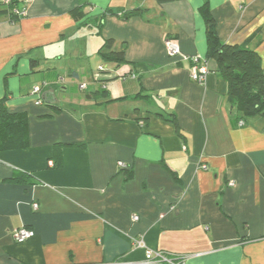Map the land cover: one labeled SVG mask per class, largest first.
Segmentation results:
<instances>
[{
  "label": "crops",
  "instance_id": "obj_1",
  "mask_svg": "<svg viewBox=\"0 0 264 264\" xmlns=\"http://www.w3.org/2000/svg\"><path fill=\"white\" fill-rule=\"evenodd\" d=\"M13 1L0 0V101L27 113L29 145L0 151V264H159L145 249L264 264V117L240 125L215 61L202 83L183 61L206 57L205 7L264 75V0ZM106 40L125 62L98 73ZM21 227L34 234L17 242Z\"/></svg>",
  "mask_w": 264,
  "mask_h": 264
},
{
  "label": "trees",
  "instance_id": "obj_2",
  "mask_svg": "<svg viewBox=\"0 0 264 264\" xmlns=\"http://www.w3.org/2000/svg\"><path fill=\"white\" fill-rule=\"evenodd\" d=\"M12 2L10 5H14ZM202 14L207 21L206 41L207 54L205 58H200L195 62H187L190 66L195 64L208 63L213 60L216 63V71L226 81L227 97L237 116L236 120L242 121V118H248L256 115L264 117V75L261 68L259 56L256 51L243 45H232L223 43L217 37L211 18L207 14L205 7L201 8ZM70 13L77 19H80L83 13L78 9H72ZM135 10L128 11L125 16H130ZM10 15L13 18L11 13ZM104 50V51H103ZM103 61L116 63L125 62L124 51H112L111 40H106L99 52ZM178 64H181L179 62ZM209 69V68H208ZM102 72L101 69L97 70ZM81 88V90H84ZM87 91L88 97H94V94L100 92L101 89L95 91ZM16 137L19 142L16 143ZM27 147L28 142V116L25 111L6 113L1 107L0 101V151L10 147V145ZM15 175H18L15 173Z\"/></svg>",
  "mask_w": 264,
  "mask_h": 264
},
{
  "label": "built area",
  "instance_id": "obj_3",
  "mask_svg": "<svg viewBox=\"0 0 264 264\" xmlns=\"http://www.w3.org/2000/svg\"><path fill=\"white\" fill-rule=\"evenodd\" d=\"M12 2L14 1L13 0H2V4L6 6H10ZM10 13L13 16H16L17 18H21V17L26 16L27 8L25 6L21 8L13 6L10 9ZM164 45H165L166 52L169 56H177L180 54V50H179L177 43L171 38H166L164 40ZM198 59H200L199 56H188V57L183 56V61L185 62H195L196 63ZM195 63L190 66V78L197 83H202L206 75L209 72L208 66L206 63H202V62L200 64H195ZM98 69H101V66H99ZM85 86H86L85 84H81L80 89L84 88ZM39 91H40V88L38 86H34L31 90L32 93H38ZM40 103H41V99L39 98L36 100V104H40ZM239 124L242 125L243 122L239 121ZM49 163L50 165L52 164V162H49ZM118 166L121 169L127 168V165L122 161L118 162ZM200 167L202 169L208 168L207 164H204V163L201 164ZM229 185H234V183L230 182ZM37 208H38V205L36 203H33L32 209L36 210ZM137 219H138L137 215H132V220H137ZM33 234L34 232L31 229H28L26 227H21L14 231L13 236H14L15 241L22 242V241H25L31 238ZM134 244H136L137 246H143L142 241H139L137 239L134 240ZM145 259L146 261L155 262L159 264H183L182 258L180 256L173 255V254L160 251V250L145 249Z\"/></svg>",
  "mask_w": 264,
  "mask_h": 264
},
{
  "label": "rangeland",
  "instance_id": "obj_4",
  "mask_svg": "<svg viewBox=\"0 0 264 264\" xmlns=\"http://www.w3.org/2000/svg\"><path fill=\"white\" fill-rule=\"evenodd\" d=\"M110 64L107 65V62L106 61H103L102 62V65H101V70L102 71H108L110 70ZM98 70V66L96 67V69L94 71H97Z\"/></svg>",
  "mask_w": 264,
  "mask_h": 264
}]
</instances>
